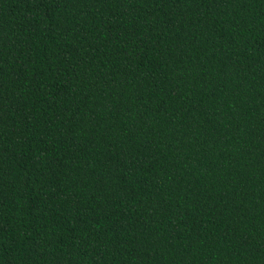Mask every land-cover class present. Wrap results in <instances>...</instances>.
Returning a JSON list of instances; mask_svg holds the SVG:
<instances>
[{"label":"trees","instance_id":"obj_1","mask_svg":"<svg viewBox=\"0 0 264 264\" xmlns=\"http://www.w3.org/2000/svg\"><path fill=\"white\" fill-rule=\"evenodd\" d=\"M0 264H264V0H0Z\"/></svg>","mask_w":264,"mask_h":264}]
</instances>
